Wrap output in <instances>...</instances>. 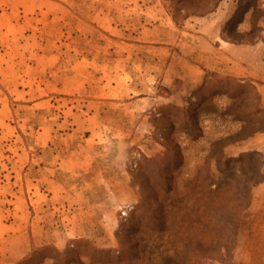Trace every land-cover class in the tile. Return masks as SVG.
I'll list each match as a JSON object with an SVG mask.
<instances>
[{
    "label": "rangeland",
    "instance_id": "rangeland-1",
    "mask_svg": "<svg viewBox=\"0 0 264 264\" xmlns=\"http://www.w3.org/2000/svg\"><path fill=\"white\" fill-rule=\"evenodd\" d=\"M248 7L247 0H221L216 11L175 23L165 0H0V264H10L5 246L14 249L19 243L8 236L1 241L8 228L13 230L10 235L18 230L17 235L22 232L31 238L33 220L51 219L48 225L56 227L67 222L64 217L74 208L86 214L111 206L117 219L114 248L118 247L119 222L129 218L139 190L145 194L153 190L150 165L143 155L154 157L177 143L183 154L176 179L179 188L209 156L215 169L213 140L226 157L257 151L264 162V100L255 80L253 88L246 82L249 78H237L244 84L237 98L211 97L209 81L215 78L205 73L207 86L198 94L199 87L191 89L180 103L168 101L171 91L159 83L155 101L136 116L129 113L130 89L161 82L162 69L176 64L181 48L173 45L174 56L168 59L147 52L146 45L160 46L161 35L149 37L156 40L154 44L142 43L140 38L149 39L140 33L145 22L155 34L170 32L172 44L179 38L177 29L193 34L190 24L195 19L215 16L220 10L215 18L221 39L248 46L264 43V0ZM111 18L119 31L104 32L98 25L108 26ZM131 73L134 86L128 87ZM201 97L205 101L194 109ZM167 103L190 105L203 137L193 140L179 131L171 133L170 124L179 129L180 116L163 107ZM236 114H247L248 120L237 121ZM89 127L97 131V144L88 141ZM47 143L49 147L42 148L46 151H39ZM47 162L55 165L52 183L45 181ZM58 162H63L61 168ZM255 166L238 164L236 170L242 177L250 176L258 171ZM259 170L263 179L251 189L232 258L203 264H264V164ZM31 243L28 253L14 264L31 254ZM54 262L46 259L39 264Z\"/></svg>",
    "mask_w": 264,
    "mask_h": 264
},
{
    "label": "trees",
    "instance_id": "trees-1",
    "mask_svg": "<svg viewBox=\"0 0 264 264\" xmlns=\"http://www.w3.org/2000/svg\"><path fill=\"white\" fill-rule=\"evenodd\" d=\"M165 1L170 5L169 14L175 23L190 16L212 13L221 2ZM253 1L257 0H247V6L251 7ZM243 13H246V8ZM206 75L215 78L209 81L211 97L223 94L234 99L244 88L237 78L219 77L212 72H206ZM246 82L255 88L253 79ZM207 84L204 81L195 94L200 93ZM205 99H197L194 109ZM188 102L192 103L190 99ZM163 107L174 110L180 116L179 129L170 124L171 133L179 131L193 140L203 137L190 105L167 103ZM258 111L263 113L259 108ZM248 117L247 114H236L235 120L246 122ZM173 147L170 150L167 146L162 154L151 158L143 155V160L150 165L153 190L150 194L139 190L138 201L129 218L119 222V229L115 231L118 247L102 248L89 239H70L62 250L52 245L33 247L31 254L17 264H33L34 261L39 264L46 259L54 260L55 264H203V261L222 260L225 256L232 258L239 227L245 223L244 212L251 202V189L263 179L259 170V166L264 164L260 160L262 154L254 151L238 158H229L220 152L218 143L213 140L211 157L215 156V169L210 165L209 156L197 174L183 181L182 188H179L176 179L183 164V154L177 143ZM164 161L168 162L161 167L160 163ZM243 163H254L258 171L242 177L236 169L238 164Z\"/></svg>",
    "mask_w": 264,
    "mask_h": 264
},
{
    "label": "crops",
    "instance_id": "crops-1",
    "mask_svg": "<svg viewBox=\"0 0 264 264\" xmlns=\"http://www.w3.org/2000/svg\"><path fill=\"white\" fill-rule=\"evenodd\" d=\"M218 13H220V10ZM218 13H215V16L202 18L201 20L203 22L201 20L195 19V23L190 24L195 27L192 29L193 34H188L183 30L181 31V29H177L179 38H175L172 44L170 42V32L161 31L159 34H155L153 29H150L146 26L147 23L145 22L140 31L142 35L147 38L153 37L154 35H161L157 40L160 46L154 47V45H146L145 48H147V52L156 51L158 55H160L159 58H162L164 55L168 59L170 56H174V46L176 47V45H181V48H178L180 53L178 54V60L176 64L174 62V64L171 66L169 63L165 70L162 69V75L160 79L161 82H158L157 85H154V82H148V85H144L143 83V88L141 87L138 90L136 89V91L130 89V92L132 93V95L129 96V99H131V101H129L130 115L134 116L140 110L141 112H144L148 105L155 101L157 97L154 96V92L159 83L160 85H166L165 87H169L171 95L168 97V101H175L176 103L183 102L184 96L191 89L194 90L201 86L207 71L215 72L223 76H231L239 79L249 78L255 80L259 85V92H261V96L264 100V43H257L255 45L248 46L235 44L221 39L219 32L220 22L218 24V20L215 18L218 15L220 16ZM146 16L149 17L148 15ZM103 18L105 23L106 18ZM168 21L170 22L171 20L169 19ZM109 23L110 24L108 26H105L104 24L98 26L104 32L119 31L117 23L115 25V22L112 20V18ZM181 35L184 36L183 39ZM140 39L142 43L149 44H154L156 41L153 38L146 39L143 37ZM120 42L121 44H125L123 41ZM128 45L129 44L126 46ZM171 72H173V78H170ZM134 77L135 74L131 73V83L128 85V87L134 86L132 84ZM92 114L95 115L96 113L92 112ZM88 130L91 131V134L89 135L90 139L87 140H91V143L97 144V131L94 130L93 127H89ZM43 131H45V129H43ZM108 131L110 132L111 130ZM121 133H123V131H121ZM46 147H49L48 143L41 145L39 151H46ZM42 161L43 160H41V162ZM62 163L59 164L58 162L60 168L62 167ZM47 164H49L47 165V170L49 173L45 178V181L52 183L54 182V180L51 179V176H54V173H52V169L54 168H52V166L55 165L53 163L50 164V162H47ZM113 212L114 211L111 209V206L108 204L102 207L99 213L93 211L87 212L85 214L76 211V208H74V210L70 212L67 217H64L67 222H60V224L56 227L48 225L51 219L45 221L40 216L33 220L30 224L32 231L31 238L28 234L25 235L22 232L17 235L16 233L18 230L13 232V235H10V231L13 230L8 228L9 230L7 233L3 232V240L1 241H7V238H5L6 236H8V238L12 237L13 241H19L18 245L14 249L8 247L7 245L5 246V251L8 253V257L10 258V264H14L28 253L30 250V241L32 242L31 245L33 247L52 245L57 249L62 250L67 245L68 240L84 238L91 240L99 247L114 248L115 242L113 230L117 224V219L116 212L114 214ZM18 229H20V226ZM25 237L29 239L28 243L26 242ZM211 264L220 263L213 262Z\"/></svg>",
    "mask_w": 264,
    "mask_h": 264
}]
</instances>
